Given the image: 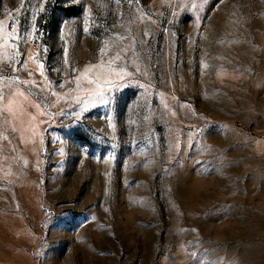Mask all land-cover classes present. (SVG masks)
Returning <instances> with one entry per match:
<instances>
[{
    "label": "rangeland",
    "instance_id": "rangeland-1",
    "mask_svg": "<svg viewBox=\"0 0 264 264\" xmlns=\"http://www.w3.org/2000/svg\"><path fill=\"white\" fill-rule=\"evenodd\" d=\"M9 13L0 264H264V0Z\"/></svg>",
    "mask_w": 264,
    "mask_h": 264
},
{
    "label": "snow or ice",
    "instance_id": "snow-or-ice-1",
    "mask_svg": "<svg viewBox=\"0 0 264 264\" xmlns=\"http://www.w3.org/2000/svg\"><path fill=\"white\" fill-rule=\"evenodd\" d=\"M22 2H23V0H22ZM18 12H19V9L17 10V13ZM8 15H9V23H5L4 21H0V31L5 32L8 35L9 40H11V39L14 38V39L17 40V42H19V39H20V35H19V22H18V19L16 18V14L9 13ZM33 29L35 31V20L33 22ZM7 42L8 41H6V43ZM97 95L100 96V99L102 101L104 100L103 94L97 93ZM3 99H4V94H3L2 91H0V100H3Z\"/></svg>",
    "mask_w": 264,
    "mask_h": 264
}]
</instances>
